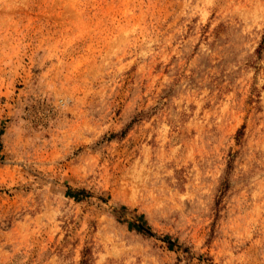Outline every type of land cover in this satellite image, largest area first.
Wrapping results in <instances>:
<instances>
[{
	"label": "rangeland",
	"instance_id": "obj_1",
	"mask_svg": "<svg viewBox=\"0 0 264 264\" xmlns=\"http://www.w3.org/2000/svg\"><path fill=\"white\" fill-rule=\"evenodd\" d=\"M0 264H264V0H0Z\"/></svg>",
	"mask_w": 264,
	"mask_h": 264
},
{
	"label": "trees",
	"instance_id": "obj_2",
	"mask_svg": "<svg viewBox=\"0 0 264 264\" xmlns=\"http://www.w3.org/2000/svg\"><path fill=\"white\" fill-rule=\"evenodd\" d=\"M259 50H260V48H259Z\"/></svg>",
	"mask_w": 264,
	"mask_h": 264
}]
</instances>
